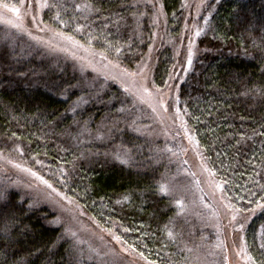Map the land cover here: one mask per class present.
<instances>
[{
  "label": "trees",
  "instance_id": "trees-1",
  "mask_svg": "<svg viewBox=\"0 0 264 264\" xmlns=\"http://www.w3.org/2000/svg\"><path fill=\"white\" fill-rule=\"evenodd\" d=\"M196 1L49 0L42 23L123 72L151 56L153 89L173 90L172 113L182 115L230 206L258 211L243 245L251 264H264V0H209L199 17ZM193 26L205 33L196 38ZM188 44L196 52L189 71ZM141 120L116 84L0 24V154L149 263L190 264L191 249L228 264L214 230L179 215L160 191L176 171L173 147L140 129ZM9 184L0 179V264H103L58 212Z\"/></svg>",
  "mask_w": 264,
  "mask_h": 264
},
{
  "label": "rangeland",
  "instance_id": "rangeland-1",
  "mask_svg": "<svg viewBox=\"0 0 264 264\" xmlns=\"http://www.w3.org/2000/svg\"><path fill=\"white\" fill-rule=\"evenodd\" d=\"M208 1H196L198 17ZM48 2L49 0H0V5L6 3L10 7L19 9L17 14L0 6V24L9 30L13 29L24 34L28 41L50 56L70 61L81 72H91L96 77L120 87L131 98L137 111L142 114V120H145V117L148 120L140 129L152 130V133L169 144L168 148L173 147L169 163L173 162L176 171L174 177L164 183L168 191L163 193L175 200L179 215L182 214L181 216L193 220L196 224L214 230L220 240V252L226 255L228 264H251L243 245L244 231L250 219L258 211L252 216H246L230 206L224 196L223 185L210 171L182 115L178 110L172 113L173 90L168 88L163 92L153 89L151 56L134 74L117 69L99 54L44 25L43 11ZM4 20H12L20 27H13L4 23ZM193 30H196L195 26ZM204 33L205 29L200 31L197 29L195 37H200ZM188 46V58L192 63L196 55L193 50L195 45L188 44ZM187 66L189 71L191 64L188 62ZM142 120L141 123L144 122ZM33 173L35 172L0 154V179L10 183L12 188L32 195L40 202L39 205H48L58 212L61 224L68 226L72 237L78 240V245L82 246L88 255L103 260V264H114L117 261L122 264H153L134 254L116 239L114 233L106 232L101 228L74 200L58 192L53 186L49 188L43 183L46 181L43 177ZM224 245L227 246L226 250ZM189 252L190 264L213 263L207 254L193 252L191 249Z\"/></svg>",
  "mask_w": 264,
  "mask_h": 264
},
{
  "label": "snow or ice",
  "instance_id": "snow-or-ice-1",
  "mask_svg": "<svg viewBox=\"0 0 264 264\" xmlns=\"http://www.w3.org/2000/svg\"><path fill=\"white\" fill-rule=\"evenodd\" d=\"M216 2L217 3H219L220 2V0H216ZM0 6H2L4 9H7L9 12H13V13H19V9L18 8H16V7H10L8 4H2V5H0ZM4 23H7V24H11L13 27H17V28H19L20 27V25L19 24H17V23H13V21L12 20H4ZM197 35H199V33H197ZM70 39V38H69ZM189 64H191V59H189ZM121 163H126V161H124V160H121ZM33 175H35V173H33ZM42 179V178H41ZM43 183H45L49 188H51L52 187V185H50V184H48V182L47 181H43ZM160 191L161 192H167L168 191V188H167V186L166 185H161L160 186ZM2 199H4V196L2 195V194H0V200H2ZM178 203H179V201H178ZM169 237H171L172 236V233L171 232H169ZM116 239H119V237H117ZM261 247L262 248H264V244H262L261 245ZM249 259H251V257H249Z\"/></svg>",
  "mask_w": 264,
  "mask_h": 264
}]
</instances>
